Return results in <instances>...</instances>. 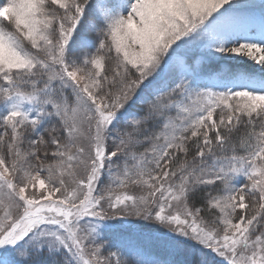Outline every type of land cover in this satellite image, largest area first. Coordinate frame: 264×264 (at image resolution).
Listing matches in <instances>:
<instances>
[{"label":"snow or ice","instance_id":"6c2138e0","mask_svg":"<svg viewBox=\"0 0 264 264\" xmlns=\"http://www.w3.org/2000/svg\"><path fill=\"white\" fill-rule=\"evenodd\" d=\"M0 109V264H264V0H0Z\"/></svg>","mask_w":264,"mask_h":264},{"label":"rangeland","instance_id":"374dc122","mask_svg":"<svg viewBox=\"0 0 264 264\" xmlns=\"http://www.w3.org/2000/svg\"><path fill=\"white\" fill-rule=\"evenodd\" d=\"M111 2L113 4H119L120 0H111ZM251 62L249 63H244V61L239 60V59H234V60H227V61H219V58H217V61L211 63V64H205L204 67L206 70L213 68V67H226L229 68L233 71H245V67L250 68ZM251 71V70H249ZM0 111H2V109H0ZM129 220L133 221V222H137L135 217H130ZM138 223H146L144 221H138ZM157 228H160L163 231H166V229H164L162 226L160 225H156ZM152 252L155 256L164 259L167 257V253L161 249L158 245H153L152 246Z\"/></svg>","mask_w":264,"mask_h":264},{"label":"trees","instance_id":"16d2710c","mask_svg":"<svg viewBox=\"0 0 264 264\" xmlns=\"http://www.w3.org/2000/svg\"><path fill=\"white\" fill-rule=\"evenodd\" d=\"M48 126H49V125L46 124L44 127L47 128ZM43 130H44V129L42 128L41 131L43 132ZM161 231H163V230H161Z\"/></svg>","mask_w":264,"mask_h":264}]
</instances>
